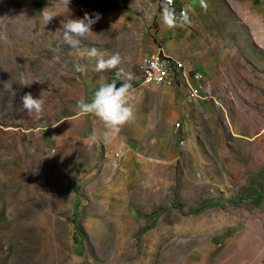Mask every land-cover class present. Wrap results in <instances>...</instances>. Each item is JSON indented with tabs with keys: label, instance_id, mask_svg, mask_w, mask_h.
Instances as JSON below:
<instances>
[{
	"label": "rangeland",
	"instance_id": "374dc122",
	"mask_svg": "<svg viewBox=\"0 0 264 264\" xmlns=\"http://www.w3.org/2000/svg\"><path fill=\"white\" fill-rule=\"evenodd\" d=\"M83 2L0 0V264H264V228L255 220L245 224L251 216L244 205L222 188V156L234 148L216 139L225 128L208 127L255 106L231 73L219 72L217 98L207 101L226 114L212 118L205 104L194 102L173 161L139 163L127 172L124 154L105 163L100 148L77 140L74 131L60 141L49 129L62 106L73 104L69 96L79 92L85 65L97 63L79 53L95 48L105 59L118 53L122 71L145 53L143 25L130 14L144 11L143 4L90 0L83 12ZM221 3L230 15V39L246 42L232 9ZM45 8L58 15L47 25ZM85 13L101 18L79 49L71 48L60 21ZM257 26L264 29V22ZM261 37L264 43V30ZM255 53L262 62L253 73L264 75V47ZM78 64L84 72L76 71ZM21 73L38 81L20 86ZM28 92L44 101L40 120L21 106Z\"/></svg>",
	"mask_w": 264,
	"mask_h": 264
},
{
	"label": "crops",
	"instance_id": "0c3cea01",
	"mask_svg": "<svg viewBox=\"0 0 264 264\" xmlns=\"http://www.w3.org/2000/svg\"><path fill=\"white\" fill-rule=\"evenodd\" d=\"M104 1L113 3L116 0ZM126 1L141 3L145 9L130 12L133 19H140L143 25V58L162 48L165 55L186 60L188 70L202 72L213 84L220 82L217 77L220 71L231 73L242 84L244 98L255 102L254 108L248 111L238 110L239 116L236 119L231 117L225 122L211 121L208 127L212 131L225 128L226 134L219 132L216 139H221L223 146L226 144L233 147L235 152L222 156L224 193L236 196L238 205H244L246 216H251L245 224L252 226L251 220H255L257 227L264 228V75L253 73L258 62H262L261 55L255 53V50L264 47L261 37L264 29L257 26L264 22V0H221V4L232 9L234 23L243 28L246 37L244 43L230 39V15L228 13L224 16L223 6L217 4L218 0H203L206 8L201 6V0H179L188 11L190 23L172 29L162 26V4L158 0ZM235 6H240L242 13L239 14ZM152 18L154 23L148 21ZM142 60L131 70H119L120 78H117L116 70L99 72L95 63L85 65L89 69L83 79L79 80V92L69 96L73 104L62 106L59 118L48 124L49 129L58 132L60 141L73 136L71 131H74L77 140L97 142L94 145L102 151L105 163L111 160L105 155L108 150L122 148V168L127 172L139 163L177 159L175 145L179 130H185L194 102L189 100L188 90L184 86L145 84L139 70ZM114 79L117 80V86L125 80L132 84L128 102L135 111V119L119 132H110L97 117L77 109L78 103L90 102L102 83H110ZM214 92L217 96L215 89ZM198 103L206 105L203 109L211 117L215 113L226 114L223 112L225 109L222 111L212 102ZM178 122L181 123L180 128L176 126ZM93 133L96 135L95 140L91 139ZM226 137L229 139L225 140L227 143L223 140Z\"/></svg>",
	"mask_w": 264,
	"mask_h": 264
},
{
	"label": "clouds",
	"instance_id": "9594fccd",
	"mask_svg": "<svg viewBox=\"0 0 264 264\" xmlns=\"http://www.w3.org/2000/svg\"><path fill=\"white\" fill-rule=\"evenodd\" d=\"M201 6L207 7L203 0H201ZM161 8V22L165 28L183 27L190 23V18L185 11L182 10L179 16H177L174 0H163ZM56 16H58L56 13L48 11L47 8L42 11V20L45 25L49 24ZM100 18L99 13L95 14V18L85 13L82 18L67 16V18L62 19L60 21V29L63 30L64 42L71 48L79 49L81 39L87 37L93 31V25ZM79 54L81 56L86 54L89 57L97 58L95 66L97 71L116 70L117 78L121 77L118 69L121 59L118 53L111 55L107 59L95 48L88 50L86 53ZM76 71L84 72L85 67L78 64ZM34 81L38 80H33L28 75L21 73L18 84L28 87ZM131 87L132 84L128 80L120 83L119 86H117L116 79L110 83H102L92 95L90 102L78 103L77 109L82 113L92 114L97 117L110 132H119L123 126L135 119L134 107L128 102ZM21 106L34 120H40L44 115V101L41 99V96L36 98L30 92L25 93L21 97ZM91 139H96L95 133L92 134Z\"/></svg>",
	"mask_w": 264,
	"mask_h": 264
},
{
	"label": "built area",
	"instance_id": "2783aa9c",
	"mask_svg": "<svg viewBox=\"0 0 264 264\" xmlns=\"http://www.w3.org/2000/svg\"><path fill=\"white\" fill-rule=\"evenodd\" d=\"M85 1V3L83 2L79 5L80 11H88V2L90 0ZM160 2L162 3L163 0ZM174 8L177 16H179L182 10L188 15L187 9L179 0H174ZM163 62H170V69H163ZM139 70L145 84H177L187 88L190 101L204 102L216 100L212 81L207 79L202 72L188 70V62L184 59H177V68L173 67L172 57L165 55L162 48H158L144 57L139 64ZM176 126L179 128L181 123H176ZM181 142L184 143V140L181 139ZM92 143L96 144L97 142ZM123 154L124 150L122 148L107 151V155L115 160H118V157Z\"/></svg>",
	"mask_w": 264,
	"mask_h": 264
},
{
	"label": "bare ground",
	"instance_id": "6f19581e",
	"mask_svg": "<svg viewBox=\"0 0 264 264\" xmlns=\"http://www.w3.org/2000/svg\"><path fill=\"white\" fill-rule=\"evenodd\" d=\"M172 60H173V67L177 68V59L172 58ZM163 69H170V62H163Z\"/></svg>",
	"mask_w": 264,
	"mask_h": 264
}]
</instances>
